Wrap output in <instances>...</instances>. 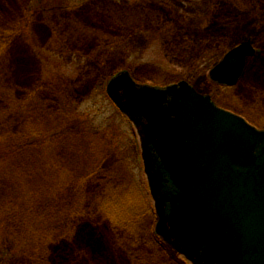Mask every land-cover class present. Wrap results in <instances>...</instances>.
<instances>
[{
  "label": "rangeland",
  "instance_id": "obj_1",
  "mask_svg": "<svg viewBox=\"0 0 264 264\" xmlns=\"http://www.w3.org/2000/svg\"><path fill=\"white\" fill-rule=\"evenodd\" d=\"M122 72L186 80L264 128V0H0V264H192L156 233L140 137L108 93ZM112 195L137 221L112 222Z\"/></svg>",
  "mask_w": 264,
  "mask_h": 264
},
{
  "label": "water",
  "instance_id": "obj_2",
  "mask_svg": "<svg viewBox=\"0 0 264 264\" xmlns=\"http://www.w3.org/2000/svg\"><path fill=\"white\" fill-rule=\"evenodd\" d=\"M255 53L242 42L214 79L235 85ZM108 93L140 137L157 233L192 264H264V128L187 81L141 85L122 72Z\"/></svg>",
  "mask_w": 264,
  "mask_h": 264
},
{
  "label": "trees",
  "instance_id": "obj_3",
  "mask_svg": "<svg viewBox=\"0 0 264 264\" xmlns=\"http://www.w3.org/2000/svg\"><path fill=\"white\" fill-rule=\"evenodd\" d=\"M108 203L109 208L112 207L113 211L110 210L114 215L118 216L119 218H115V219H112L111 221L114 222L115 224H129L131 221H133V219L135 221H137L136 218L133 217V215H125V213H130V209H127V207L131 208L132 206H134L133 203L127 201L125 198H122V197H117V196H114L112 195V197L106 201ZM124 206V212L125 213H122V211H118L116 209H122ZM114 210H116V214L114 213ZM144 212V211H143ZM138 219H139V215H138ZM132 225L134 226V228L132 227ZM130 226V228H128L129 230H131L133 233H136V232H139L140 228L142 225L139 226V229H138V226H136V224H132Z\"/></svg>",
  "mask_w": 264,
  "mask_h": 264
},
{
  "label": "flooded vegetation",
  "instance_id": "obj_4",
  "mask_svg": "<svg viewBox=\"0 0 264 264\" xmlns=\"http://www.w3.org/2000/svg\"><path fill=\"white\" fill-rule=\"evenodd\" d=\"M112 2V1H111ZM111 6H113V5H111ZM111 8V7H110ZM107 9V8H106ZM109 10V12H108V15L110 16V17H114L115 16V14L114 13H112V11H114V10H111V13H110V9H108ZM113 14H114V16H113ZM152 15H154V13L152 14ZM160 17V16H159ZM159 19H162V18H159ZM114 20V19H113Z\"/></svg>",
  "mask_w": 264,
  "mask_h": 264
}]
</instances>
